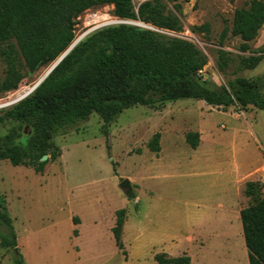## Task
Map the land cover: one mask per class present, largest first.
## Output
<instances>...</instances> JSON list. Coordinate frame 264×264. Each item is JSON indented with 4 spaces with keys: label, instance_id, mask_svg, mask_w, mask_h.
<instances>
[{
    "label": "rangeland",
    "instance_id": "rangeland-1",
    "mask_svg": "<svg viewBox=\"0 0 264 264\" xmlns=\"http://www.w3.org/2000/svg\"><path fill=\"white\" fill-rule=\"evenodd\" d=\"M248 1L177 0L179 13L167 2L183 28L179 33L158 31L200 49L207 58L202 75L218 86L239 77H264V59L245 68L241 60L249 53L239 50L240 38L228 32L221 39L234 12ZM121 22L132 21L115 17L112 5L90 8L78 17L75 38L95 26ZM263 45L264 25L251 47ZM5 47L0 45V52ZM220 51L227 54L225 63ZM49 68L24 71L16 90L0 92V105L31 90ZM5 69L0 55V78ZM16 103L0 108V114ZM13 125L2 127L0 136ZM105 131L103 121L92 114L53 134L40 172L0 160V200L13 221L22 264H156L158 253L187 255L191 264H233L228 241L218 232L208 236L207 225H221L227 206L235 204L230 197L245 208L264 195V111L182 99L126 109ZM188 133L198 134L196 148L187 143ZM156 134L159 150L154 152L148 143ZM28 135L24 127L16 143H25ZM124 179L133 198L120 187ZM120 209L121 248L112 234ZM15 253L0 246V264H14Z\"/></svg>",
    "mask_w": 264,
    "mask_h": 264
},
{
    "label": "trees",
    "instance_id": "trees-1",
    "mask_svg": "<svg viewBox=\"0 0 264 264\" xmlns=\"http://www.w3.org/2000/svg\"><path fill=\"white\" fill-rule=\"evenodd\" d=\"M167 2L173 3L176 12L181 11L177 0H0V45H6L0 52L6 66L0 92L16 90L24 71L34 73L51 66L75 41L78 17L96 6L112 5L120 20L179 33L181 19L168 9ZM263 25L264 1L250 0L234 12L231 28L225 27L221 33V39L228 32L240 38L239 50L249 53L241 60L245 68H255L264 59V45L251 47ZM226 56L220 51L222 63ZM206 65L205 54L188 40L126 23L98 28L80 40L31 94L0 114V130L14 124L0 136V160L40 172L45 164L41 158L49 154L53 134L92 114L103 121L106 132L108 124L134 106L155 108L165 102L194 99L211 106H251L264 111V77H239L218 86L203 77ZM24 127L29 135L25 143L17 144ZM198 140L197 133L186 135L191 148L197 147ZM158 142L156 134L148 148L158 151ZM240 220L248 264H264V195L240 210ZM123 223L124 210L120 209L112 228L119 248ZM0 246L16 248L13 221L3 200ZM154 260L156 264H191L187 255L158 253ZM14 264H22L17 251Z\"/></svg>",
    "mask_w": 264,
    "mask_h": 264
},
{
    "label": "crops",
    "instance_id": "crops-1",
    "mask_svg": "<svg viewBox=\"0 0 264 264\" xmlns=\"http://www.w3.org/2000/svg\"><path fill=\"white\" fill-rule=\"evenodd\" d=\"M231 200H235V204L227 206V214L221 220V225L217 228L207 225L206 232L210 237H214L217 232L220 233V235L228 241L227 251H229L233 257V264H244L247 251L244 244L240 220V210L243 209V207L241 206V202L236 197H230V202Z\"/></svg>",
    "mask_w": 264,
    "mask_h": 264
},
{
    "label": "water",
    "instance_id": "water-1",
    "mask_svg": "<svg viewBox=\"0 0 264 264\" xmlns=\"http://www.w3.org/2000/svg\"><path fill=\"white\" fill-rule=\"evenodd\" d=\"M121 23H126V24H133V25H138L140 27H144V25H142L141 23L136 24L134 22H121ZM104 25H100V26H95L89 30H87L86 32L83 33V35L76 39L70 46L69 48L50 66V68L47 70V72L45 73V75L43 76V78L41 80H39L34 87L32 88L31 93L34 91V89L47 77V75L53 70V68L64 58V56H66L70 50L80 41L82 40L85 36H87L88 34H90L91 32L95 31L96 29H98L99 27H102ZM153 29H156L154 27H152ZM149 29V28H148ZM156 31H158V29H156ZM20 101V100H19ZM47 159V155L42 156L41 161L44 162ZM120 187L125 191L126 195H129L131 192V187L129 184V181L127 179H124L121 183H120ZM16 248H15V252H16Z\"/></svg>",
    "mask_w": 264,
    "mask_h": 264
},
{
    "label": "bare ground",
    "instance_id": "bare-ground-1",
    "mask_svg": "<svg viewBox=\"0 0 264 264\" xmlns=\"http://www.w3.org/2000/svg\"><path fill=\"white\" fill-rule=\"evenodd\" d=\"M82 35H83V34H82ZM82 35H81V36H82ZM81 36L77 37V39L80 38ZM75 40H76V39H75ZM44 75H45V74H44ZM44 75H43V76H44ZM43 76H42L39 80H41V79L43 78ZM39 80H38V81H39ZM38 81H37V82H38ZM33 87H34V86H33ZM33 87H32V88H33ZM32 88H31V90H29L28 92L23 93V94H21V95H20V94H17L14 100H8L7 103H5V104H3V105H0V108L10 106V105L16 103L17 101H19V100L25 98L26 96H28L29 93H31Z\"/></svg>",
    "mask_w": 264,
    "mask_h": 264
}]
</instances>
